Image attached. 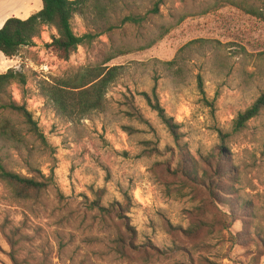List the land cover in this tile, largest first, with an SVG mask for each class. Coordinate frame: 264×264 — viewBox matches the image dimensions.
<instances>
[{"label": "rangeland", "instance_id": "1", "mask_svg": "<svg viewBox=\"0 0 264 264\" xmlns=\"http://www.w3.org/2000/svg\"><path fill=\"white\" fill-rule=\"evenodd\" d=\"M107 7L101 20L74 16L76 34L100 33L68 60L47 46L56 31L45 27L0 62L26 79L3 101L25 107L45 140L0 110V163L48 183L19 198L0 180V264H264V110L232 129L264 92V17L253 13L264 0ZM126 15L144 20L120 25ZM161 25L170 31L157 39ZM194 40L204 42L180 51ZM116 50L103 110L57 112L45 87ZM154 79L152 100L176 137L142 96Z\"/></svg>", "mask_w": 264, "mask_h": 264}, {"label": "trees", "instance_id": "2", "mask_svg": "<svg viewBox=\"0 0 264 264\" xmlns=\"http://www.w3.org/2000/svg\"><path fill=\"white\" fill-rule=\"evenodd\" d=\"M42 9L32 14L26 20L11 18L5 21L0 28V52L6 58H11L17 54L20 47L34 46V39L37 38L45 27H52L56 35L51 36L48 47L52 48L60 58L68 60L79 46L91 43L100 32H85L78 35L72 27V20L76 14L83 18L89 15L92 20H101L107 17L108 5L114 0H41ZM159 3H155L152 9L157 13ZM259 17H264L261 12H253ZM143 16L126 15L120 20V25L131 23L141 25ZM113 27L109 26L107 30ZM170 31V27L161 25L156 32H160L157 39ZM156 40H152L148 46ZM204 42V40H194L183 46L180 51L188 48L194 43ZM206 42V41H205ZM122 53L116 50L115 53L107 54L102 64L83 67L74 71L70 76L59 78L57 82L45 87V96L54 105L57 112L65 117L76 114L85 116L92 111H100L105 107V93L107 87L116 77L117 67L104 66ZM264 56V52L260 54ZM168 67L174 65V61L165 64ZM151 89V94L142 92L147 105L154 110L163 124L176 137V124L169 118L163 108L158 103L156 97V79ZM24 85L26 82L23 74L7 69L0 73V110H11L19 113L29 126L30 130L44 142V136L36 128V124L25 107L19 106L12 101H3L5 96H9V87L12 83ZM264 110V92L244 111L237 114L232 123L233 131L242 130L246 124L256 118ZM0 180L5 183L13 193L19 198H29L31 192H40L48 187V183L35 178L23 177L5 170L0 163ZM99 210L103 207L96 206Z\"/></svg>", "mask_w": 264, "mask_h": 264}, {"label": "crops", "instance_id": "3", "mask_svg": "<svg viewBox=\"0 0 264 264\" xmlns=\"http://www.w3.org/2000/svg\"><path fill=\"white\" fill-rule=\"evenodd\" d=\"M41 0H0V28L6 20L16 18L26 20L42 9ZM37 41V40H36ZM8 59L0 52V62Z\"/></svg>", "mask_w": 264, "mask_h": 264}, {"label": "built area", "instance_id": "4", "mask_svg": "<svg viewBox=\"0 0 264 264\" xmlns=\"http://www.w3.org/2000/svg\"><path fill=\"white\" fill-rule=\"evenodd\" d=\"M19 71V70H18Z\"/></svg>", "mask_w": 264, "mask_h": 264}]
</instances>
